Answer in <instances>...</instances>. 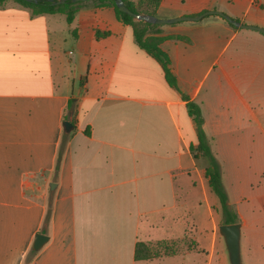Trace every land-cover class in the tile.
Instances as JSON below:
<instances>
[{
	"label": "crops",
	"instance_id": "obj_1",
	"mask_svg": "<svg viewBox=\"0 0 264 264\" xmlns=\"http://www.w3.org/2000/svg\"><path fill=\"white\" fill-rule=\"evenodd\" d=\"M206 9L264 27V0L153 8L159 17ZM145 38L166 53L175 85L111 5H83L68 23L61 12L0 2V264H227L187 101L199 105L228 183L219 155L264 154V33L209 14L148 26ZM37 232L48 239L34 250ZM185 235L190 245L179 249ZM161 240L176 247L135 257L137 241Z\"/></svg>",
	"mask_w": 264,
	"mask_h": 264
},
{
	"label": "trees",
	"instance_id": "obj_2",
	"mask_svg": "<svg viewBox=\"0 0 264 264\" xmlns=\"http://www.w3.org/2000/svg\"><path fill=\"white\" fill-rule=\"evenodd\" d=\"M3 0H0L2 2ZM20 2L30 4L33 13H55L61 12L65 14V19L69 23L73 20L75 13L77 10L87 4L102 6V5H111L114 8L115 15L118 19H120L123 23H126L132 27L133 35L136 43L147 52L152 54L156 59H158L162 65L165 79L171 85H175V78L173 74L170 72L168 67V57L164 51H162L155 43L147 40L145 38V33L147 27H154L158 24L149 23L144 20H140L135 18L134 16L123 12L117 8L114 0H85V1H72L65 0L62 3L55 4L54 0H37L36 2L29 0H18ZM125 4L134 12L139 13H150L154 14L155 12L153 8L157 6L159 0H137L138 4L145 5L144 9H137L133 4L132 0H123ZM109 31H100L98 29L95 30V36H104L107 35ZM187 98L186 95H182ZM74 98H69L66 110L69 111L73 107ZM188 112L192 115L193 120L196 125V137H197V145L195 146V157L198 155L204 156L207 159V167L205 169V174L207 176V182L211 190L215 193L218 202L219 209L221 213V222L229 223L238 221V215L233 208H231L228 195L222 185L221 181V167L220 163L211 151L209 140L203 129V117L201 115L200 107L195 102L188 100L187 101ZM67 112L64 113L63 119H67ZM65 148V133L62 134L61 140L57 147L56 159H55V170L58 168L63 150ZM50 213V205L47 204V208L45 211V215L43 217V224H46L49 220ZM154 250V251H153ZM156 247H148L145 245L143 241H137L135 244V257L136 258H151L157 256ZM166 254V253H165Z\"/></svg>",
	"mask_w": 264,
	"mask_h": 264
},
{
	"label": "rangeland",
	"instance_id": "obj_3",
	"mask_svg": "<svg viewBox=\"0 0 264 264\" xmlns=\"http://www.w3.org/2000/svg\"><path fill=\"white\" fill-rule=\"evenodd\" d=\"M24 6H30L14 0ZM133 4L137 9L146 8L145 5L138 4L134 1ZM142 13V12H141ZM264 142V141H262ZM242 143L247 144L248 141L242 140ZM248 151V148H243V151ZM252 151V150H251ZM259 154L241 153L239 156H231L224 153L219 155V159L223 162L229 171L228 183H222L229 199L231 208L235 210L238 215V221L244 222L241 227L240 240V255L242 264H264V174H260V170H264V154L263 150H259ZM240 169V176L234 177L236 169ZM232 175V176H231ZM219 208V207H218ZM219 210V222H221V214ZM239 211L243 218L239 217ZM188 222L185 226L187 229ZM218 232V225L216 227ZM220 235V234H219ZM220 237H222L220 235ZM192 240V239H191ZM144 242V241H143ZM148 247H156L157 256L167 254L176 247V242L171 241H157L144 242ZM190 245V237L186 235L181 238L179 236V249H183L186 245ZM154 251V250H153ZM225 261L230 264L228 252L224 243Z\"/></svg>",
	"mask_w": 264,
	"mask_h": 264
},
{
	"label": "water",
	"instance_id": "obj_4",
	"mask_svg": "<svg viewBox=\"0 0 264 264\" xmlns=\"http://www.w3.org/2000/svg\"><path fill=\"white\" fill-rule=\"evenodd\" d=\"M36 2L37 0H29ZM65 0H54L53 2L55 4L62 3ZM72 1H85V0H72ZM115 5L117 8L123 12H126L132 16H134L137 19L144 20L149 23L154 24H166V23H173L179 20H198L202 18L205 15L209 14H215L220 17H223L225 20H227L229 23L243 28H250L255 29L258 31H261L264 33V27L253 25V24H247V23H241L240 21L232 18L231 16L227 15L223 11L217 10V9H206L204 11H201L200 13H197L195 15H179V16H171V17H159L154 14L150 13H139L132 11L123 0H114ZM63 130L69 131L71 129V122L68 119H64L62 121ZM54 182H50L49 186L53 187ZM218 231L220 235L223 237L230 264H242L241 262V255H240V235H241V222L235 221V222H229V223H220L218 225ZM48 239V236L43 232H37L34 235L31 247L34 250H37L43 243Z\"/></svg>",
	"mask_w": 264,
	"mask_h": 264
}]
</instances>
